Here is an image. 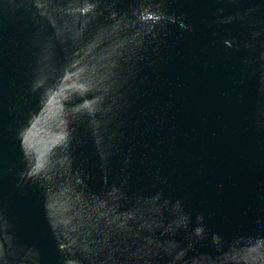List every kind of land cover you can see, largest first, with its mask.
Instances as JSON below:
<instances>
[{"label": "water", "instance_id": "water-1", "mask_svg": "<svg viewBox=\"0 0 264 264\" xmlns=\"http://www.w3.org/2000/svg\"><path fill=\"white\" fill-rule=\"evenodd\" d=\"M0 264H264V0H0Z\"/></svg>", "mask_w": 264, "mask_h": 264}]
</instances>
